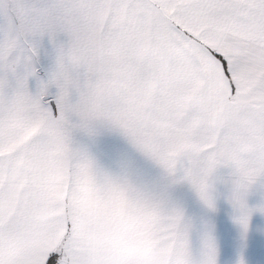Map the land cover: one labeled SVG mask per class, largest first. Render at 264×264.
I'll return each instance as SVG.
<instances>
[{"label":"snow or ice","instance_id":"1","mask_svg":"<svg viewBox=\"0 0 264 264\" xmlns=\"http://www.w3.org/2000/svg\"><path fill=\"white\" fill-rule=\"evenodd\" d=\"M0 264H264V0H0Z\"/></svg>","mask_w":264,"mask_h":264}]
</instances>
